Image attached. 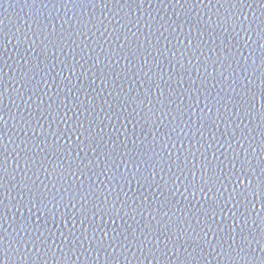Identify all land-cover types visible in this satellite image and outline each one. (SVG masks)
Wrapping results in <instances>:
<instances>
[{"label":"water","instance_id":"95a60500","mask_svg":"<svg viewBox=\"0 0 264 264\" xmlns=\"http://www.w3.org/2000/svg\"><path fill=\"white\" fill-rule=\"evenodd\" d=\"M261 3L0 0V260L264 264Z\"/></svg>","mask_w":264,"mask_h":264},{"label":"snow or ice","instance_id":"6c2138e0","mask_svg":"<svg viewBox=\"0 0 264 264\" xmlns=\"http://www.w3.org/2000/svg\"><path fill=\"white\" fill-rule=\"evenodd\" d=\"M233 6H235V5H233ZM240 7H244V5L243 4H240ZM261 8H264V3H261ZM261 34L264 35V31H262ZM262 95H264V93H262ZM0 239H2V238H0ZM0 252H3V249L2 248H0ZM0 264H4V261L3 260H0Z\"/></svg>","mask_w":264,"mask_h":264}]
</instances>
